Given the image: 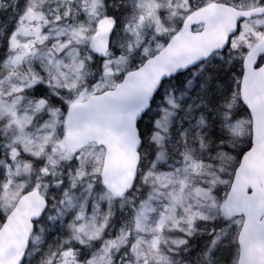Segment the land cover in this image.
<instances>
[{
	"label": "snow or ice",
	"instance_id": "1",
	"mask_svg": "<svg viewBox=\"0 0 264 264\" xmlns=\"http://www.w3.org/2000/svg\"><path fill=\"white\" fill-rule=\"evenodd\" d=\"M0 264H264V0H0Z\"/></svg>",
	"mask_w": 264,
	"mask_h": 264
}]
</instances>
